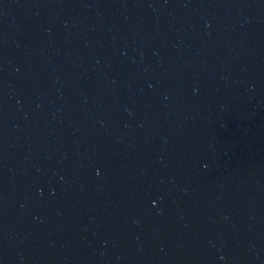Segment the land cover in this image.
I'll return each mask as SVG.
<instances>
[{
    "label": "water",
    "instance_id": "obj_1",
    "mask_svg": "<svg viewBox=\"0 0 264 264\" xmlns=\"http://www.w3.org/2000/svg\"><path fill=\"white\" fill-rule=\"evenodd\" d=\"M0 264H264V0H0Z\"/></svg>",
    "mask_w": 264,
    "mask_h": 264
}]
</instances>
